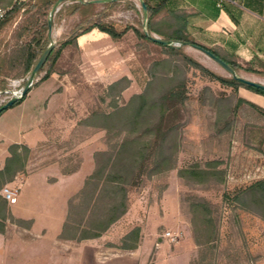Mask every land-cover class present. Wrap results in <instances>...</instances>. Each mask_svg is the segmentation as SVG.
<instances>
[{"label": "rangeland", "instance_id": "obj_1", "mask_svg": "<svg viewBox=\"0 0 264 264\" xmlns=\"http://www.w3.org/2000/svg\"><path fill=\"white\" fill-rule=\"evenodd\" d=\"M55 1H4L13 7L0 26V89L8 86L10 79L23 78L26 84L42 54L38 51L41 47L53 42V53L60 48L54 62L49 65L47 61L35 75L26 93L33 90L24 105L27 112L21 115L17 110L6 111L7 108L0 112V131L6 141L21 140L19 128L42 118L39 131L43 138L33 147L26 144L29 151L24 169L3 185L14 192L12 199L7 200L13 216L34 211L35 185L56 183L54 210L59 208L66 188L68 204L94 170L99 157L96 153L109 149L110 142L124 134L120 115L111 123L116 124V129L107 131L102 127V114L115 106L130 104L131 97L141 92L154 99L171 84L183 80L186 98L178 106L174 121L177 128L166 141L175 144L172 165L142 173L136 184L127 186V210L109 230L102 232L107 234L102 240L121 257L128 253L123 243L131 245L136 240L130 231L139 227L138 250L129 253L136 264H264V205L259 203L258 214L248 197L241 203L233 199L239 188L264 177V117L243 101L259 105V93L243 85L233 87L212 79L192 61L221 77L231 75L191 44L173 51L139 37L135 29L142 32L147 24V14H143L139 0H116L115 5L63 0L50 16ZM88 2L93 5H86ZM96 20L115 23L126 31L119 39H113L92 28V38L87 42L79 45L76 37L75 42L62 46L77 24L81 30ZM259 20V41L256 33L249 35L246 44L259 43L264 48V17ZM150 34L160 37L155 32ZM208 47L240 64L237 75L264 83V53L262 57L236 61L221 49ZM30 52L37 58L33 59L31 70L26 71ZM47 70L53 72L41 79ZM116 81V87L110 89ZM50 91L56 95L47 97ZM45 99L51 100L49 110ZM33 107L35 114L30 113ZM156 118L157 110L153 109L148 114V124L154 125ZM26 137L30 139V135ZM210 162V170L219 173L204 182L179 174L181 168L209 169ZM44 168L48 170L39 176L38 170ZM68 174L75 175L66 181L70 182L67 185L57 181ZM74 197L78 202L79 197ZM26 224L6 221L3 234L9 246L26 237ZM166 232L169 235L165 236ZM18 253L8 252L9 260L14 261ZM20 253L25 256L24 262L31 261V252Z\"/></svg>", "mask_w": 264, "mask_h": 264}, {"label": "trees", "instance_id": "obj_2", "mask_svg": "<svg viewBox=\"0 0 264 264\" xmlns=\"http://www.w3.org/2000/svg\"><path fill=\"white\" fill-rule=\"evenodd\" d=\"M144 2L147 7V24L142 32L135 29L139 37L166 50L178 51L184 44H191L198 49H208L228 62L235 71L241 67L237 62L230 61L218 54L214 49L196 41L186 29V18L184 17L181 21L174 10L165 9V14L159 17L160 12L165 8L166 0H161L155 4H151L148 0H144ZM105 3L115 5L117 1ZM86 5L91 6L93 3L88 2ZM11 8L7 10V13ZM7 13L1 25L6 20ZM79 26L80 24H77L70 30L69 35L62 42V46L75 42L76 37L90 31L92 28H97L107 33L113 39H119L126 31L125 28L119 29L115 23L102 22L100 20H96V22L81 30ZM151 32L157 33L164 40H170L171 43L163 44L157 42L152 38ZM175 43L181 44L176 45ZM46 45L38 50L40 54ZM59 49L58 47L54 53L52 51L49 53L46 61L36 74L43 70L47 61H49V65L54 62ZM34 58H37V55L34 52H30L25 67L26 71L31 70ZM192 62L201 71L208 73L212 79L219 80L233 87L243 85L264 95V90L260 88L246 84L232 76L229 78L221 77L197 62ZM251 68L248 69L251 70ZM52 72L53 70H47L41 79L48 77ZM117 84L118 82L116 81L109 88L112 89ZM185 87V82L179 80L167 87L158 97L151 100L146 96V92H141L131 97L130 104L115 106L111 111L102 114L104 119L102 127L107 131L116 129V124L111 123L114 121L115 116L120 115L119 124L123 126L124 134L115 141L110 142L109 149L96 153L99 157L96 158L94 170L87 175L82 187L74 195L79 197V201H74L72 199L74 196L68 200V212L61 236H72L80 239L100 235L126 212L128 207V185L136 184L142 173H154L161 170L164 165H172L173 147L175 148V144H169L166 141L177 128L174 121L179 113L178 106L183 104L186 98ZM25 95L9 107L21 102ZM243 101L255 107L259 114L264 117L263 107L247 100ZM132 102H135V104L131 105L133 104ZM153 109L157 110V118L155 119V124L151 125L148 124V114ZM118 133H121V128ZM7 150L8 155L5 157L3 164L0 165V232L5 230L7 220L19 224L26 222L27 224L24 227H29L31 224V219L13 216L9 210L7 199L1 193L2 186L12 181L16 174L23 170L29 147L23 143H11ZM22 153H24V157ZM212 163L210 162L209 169L181 168L179 174L181 176H190L192 179L197 177L200 182H204L210 175L219 173L218 170H210L213 168ZM244 198L250 199L256 205L253 210L259 214V203L264 205V177L239 188L233 194V199L240 203ZM262 208V213H264V207ZM262 215L264 216V214ZM130 232L135 236L136 240L131 245L123 243V248H134L137 245L139 227H134Z\"/></svg>", "mask_w": 264, "mask_h": 264}, {"label": "crops", "instance_id": "obj_3", "mask_svg": "<svg viewBox=\"0 0 264 264\" xmlns=\"http://www.w3.org/2000/svg\"><path fill=\"white\" fill-rule=\"evenodd\" d=\"M148 1L151 4H155L161 0ZM165 4V8L162 9L159 17L165 14V9L174 10L181 21L185 17L186 29L195 40L207 46L221 49L226 55H230L236 61H248L253 56H263L264 48L262 45L256 43L248 46L246 43L249 35L254 36L259 32L256 28L259 27V19L264 17V0H166ZM92 31L79 35L76 39L77 43L81 45L82 41L87 42L90 40ZM99 32L105 33L100 30ZM81 36L84 38L79 41ZM257 38L259 41V33ZM32 92L33 90H30L21 102L8 107L6 111L17 110L19 114L24 115L27 112L24 110V105H26L27 99L31 98ZM55 95V92L50 91L47 97L51 98V96L54 97ZM46 103L48 107L45 106V108L49 110L51 100H46ZM259 106L264 108V95L260 93ZM32 110L30 113L35 114V107ZM41 119L35 118L25 128H19L21 140L6 141L7 139L2 137V131H0L1 165L8 155L7 148L11 143L22 142L30 146L43 138L39 131ZM28 135H30L32 143L29 137H26ZM261 145L264 147V136L261 140ZM47 170L45 168L38 170L39 176H42L44 171ZM19 173L20 171L17 175ZM72 175L74 176L75 174L61 175V180L58 178L57 181L63 186L67 185L70 182L66 181ZM81 186L78 188H81ZM35 188L34 211L26 216L17 215L18 218L31 219L30 227H24L29 228L27 229L28 234H25L26 237L24 236L9 246L3 234L5 230L0 232V264H136L134 256L129 253L137 252V245L134 248L126 249L128 253L120 257L110 250V247H106L109 244L102 240L107 234L101 233L96 237L80 239L72 236H61L68 212L66 201L68 195L66 194L69 191L67 192L66 188L63 189V194L58 203L59 208L54 210L52 208H54L56 200L53 191L55 192L58 188H56V183H51L47 186L35 185ZM58 191L61 190L58 189ZM64 201L66 202L65 205L63 204ZM36 225H38V229L35 228ZM109 243L112 245L111 242ZM8 252L19 253L15 255V260L11 261L8 258ZM20 252H31V261L28 263L24 262L25 256ZM103 256H106L105 259H103Z\"/></svg>", "mask_w": 264, "mask_h": 264}, {"label": "water", "instance_id": "obj_4", "mask_svg": "<svg viewBox=\"0 0 264 264\" xmlns=\"http://www.w3.org/2000/svg\"><path fill=\"white\" fill-rule=\"evenodd\" d=\"M63 0H56L55 3L53 4V7L51 8L50 11V16L53 14L54 10L56 9L57 5ZM81 1V0H79ZM91 1H96V2H107V1H116V0H91ZM140 2V6L142 9L143 14L146 16L147 14V7L146 4L144 2V0H139ZM50 26V22L48 23ZM152 38L154 40H156L157 42H161L163 44H169L171 43L170 40H164L160 37L157 36H152ZM54 44L53 42H50L49 45L45 48V50L42 52V54L40 55V57L37 59V61L35 62L28 78L26 81V84L24 85V88L22 90L21 96L20 97H12L10 98L7 102L3 103L0 106V112L3 111L4 109L8 108L10 105H12L13 103H15L17 100L21 99L26 92H28L30 86L33 83V80L35 78V75L37 73V71L39 70V68L42 66V64L46 61L49 53L51 52L52 48H53ZM202 52H204L207 56H209L210 58H212L213 60H215L221 67H223L232 77L241 80L243 82H245L246 84H249L251 86H254L256 88H260L262 90H264V83L263 82H257V81H253V80H249V79H245L239 75L236 74L234 68L225 60H223L222 58H220L218 55L214 54L213 52H211L208 49H204V48H199Z\"/></svg>", "mask_w": 264, "mask_h": 264}, {"label": "built area", "instance_id": "obj_5", "mask_svg": "<svg viewBox=\"0 0 264 264\" xmlns=\"http://www.w3.org/2000/svg\"><path fill=\"white\" fill-rule=\"evenodd\" d=\"M4 1L5 0H0V25L6 16L7 10L10 8V5H5ZM22 1L27 0H12V2L18 3ZM24 82L25 81L23 78L10 79L9 85L3 89H0V106L12 97H20L24 88ZM1 193L7 200L12 199L14 195V192L11 191L6 185L2 187ZM164 235H169V232L164 233Z\"/></svg>", "mask_w": 264, "mask_h": 264}, {"label": "bare ground", "instance_id": "obj_6", "mask_svg": "<svg viewBox=\"0 0 264 264\" xmlns=\"http://www.w3.org/2000/svg\"><path fill=\"white\" fill-rule=\"evenodd\" d=\"M83 38H84L83 36L79 37V41H82V40H83Z\"/></svg>", "mask_w": 264, "mask_h": 264}]
</instances>
